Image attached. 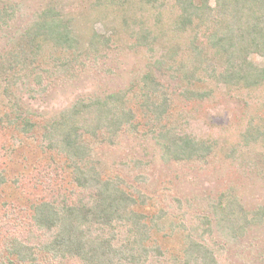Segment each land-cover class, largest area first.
<instances>
[{
    "label": "trees",
    "instance_id": "16d2710c",
    "mask_svg": "<svg viewBox=\"0 0 264 264\" xmlns=\"http://www.w3.org/2000/svg\"><path fill=\"white\" fill-rule=\"evenodd\" d=\"M0 34V264H264V203L235 185L168 198L143 158L104 157L142 141L163 165L217 158L264 180V64L249 58L264 60V0H0ZM120 56L135 63L123 87L32 103ZM217 96L239 114L200 120Z\"/></svg>",
    "mask_w": 264,
    "mask_h": 264
},
{
    "label": "rangeland",
    "instance_id": "374dc122",
    "mask_svg": "<svg viewBox=\"0 0 264 264\" xmlns=\"http://www.w3.org/2000/svg\"><path fill=\"white\" fill-rule=\"evenodd\" d=\"M95 27L100 32L104 31L99 23ZM1 37L0 34V48L4 45ZM249 58L256 64H264L263 58L256 54L250 55ZM134 64L133 59L122 56L108 60L100 65L104 68L108 66L112 70L111 74H104L101 71L102 67L93 66L90 69L89 80L77 82L73 87H68L66 90L60 88L56 92L50 93L48 100L39 99L32 101V103L39 110L58 109L66 104L76 92L80 93L91 88L96 91H103L123 87L128 80V73L132 71L131 69L134 70ZM239 110L238 105H233V101L217 96L216 102L199 107L196 115L200 120L207 121L206 117L209 115L215 123H224L229 118L237 116ZM8 133L6 130H0V166L5 161V149L8 145L6 141L10 137ZM147 150L149 152L148 145H143L142 141L128 140L115 151L108 152L104 157L112 167H116V163H120L131 155L143 158L148 162L146 165V176L148 177L146 189L149 192L153 190L164 192L168 198L173 195L185 194H198L199 197L214 196L216 192L235 185L239 189L241 200L246 206L264 203V180L244 173L237 166H228L223 161L218 162L217 158L204 165L198 162L163 165L156 160L154 161ZM7 223L10 222L0 219V227L11 228L12 225L7 226ZM228 261L231 260L228 259ZM232 261L235 262L236 259L232 258Z\"/></svg>",
    "mask_w": 264,
    "mask_h": 264
}]
</instances>
